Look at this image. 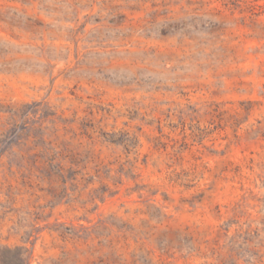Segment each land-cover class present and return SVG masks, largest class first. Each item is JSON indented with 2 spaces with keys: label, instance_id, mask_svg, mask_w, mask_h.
Returning a JSON list of instances; mask_svg holds the SVG:
<instances>
[{
  "label": "rangeland",
  "instance_id": "1",
  "mask_svg": "<svg viewBox=\"0 0 264 264\" xmlns=\"http://www.w3.org/2000/svg\"><path fill=\"white\" fill-rule=\"evenodd\" d=\"M0 264H264V0H0Z\"/></svg>",
  "mask_w": 264,
  "mask_h": 264
}]
</instances>
